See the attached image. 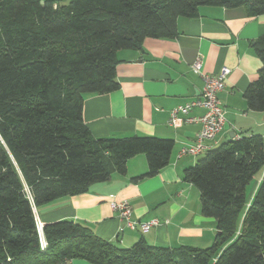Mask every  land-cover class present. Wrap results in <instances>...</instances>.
Instances as JSON below:
<instances>
[{
	"label": "trees",
	"instance_id": "1",
	"mask_svg": "<svg viewBox=\"0 0 264 264\" xmlns=\"http://www.w3.org/2000/svg\"><path fill=\"white\" fill-rule=\"evenodd\" d=\"M203 5L264 14V0H0V264H264V173L248 201L246 192L264 167L259 134L209 148L183 169L199 190L200 213L215 221L207 247L144 238L124 247L72 219L45 223L40 243L34 207L124 174L138 153L147 171L134 179L168 164L172 139L94 138L82 104L118 88V50L175 36L177 18L197 16ZM253 48L261 66L244 96L264 111V34Z\"/></svg>",
	"mask_w": 264,
	"mask_h": 264
},
{
	"label": "crops",
	"instance_id": "2",
	"mask_svg": "<svg viewBox=\"0 0 264 264\" xmlns=\"http://www.w3.org/2000/svg\"><path fill=\"white\" fill-rule=\"evenodd\" d=\"M263 34L264 14L250 16L243 7L203 5L197 16L177 18L175 36L148 37L139 48L118 50V88L86 96L82 120L94 138L145 135L172 139L168 164L153 176L134 179L147 171L146 157L138 153L128 158L124 174L112 171L107 180L92 183L86 192L63 196L36 208L38 219L44 224L76 220L105 240L117 237L124 247L139 238L169 247L209 246L216 233L214 218L200 213L199 190L182 178L183 169L193 165L203 152L179 155L182 147L194 143L200 124L187 122L181 113L170 124L169 113L200 97L203 74L216 75L226 66L229 73L218 93L225 120L205 144L209 149L243 134H259L264 149V111L250 109L244 96L261 66L253 42ZM197 56L202 61L200 73L191 67ZM203 112L202 107L194 106L188 115ZM260 173L257 183L252 182L255 176L248 183L252 186L247 201L264 167ZM122 199L129 202L132 219L155 218L158 224L147 232L128 228L119 231L121 220L110 202ZM72 264L88 263L81 260Z\"/></svg>",
	"mask_w": 264,
	"mask_h": 264
},
{
	"label": "built area",
	"instance_id": "3",
	"mask_svg": "<svg viewBox=\"0 0 264 264\" xmlns=\"http://www.w3.org/2000/svg\"><path fill=\"white\" fill-rule=\"evenodd\" d=\"M201 66V57L197 56L192 62L191 67L195 72L200 73ZM228 73L229 68L224 66L216 75L203 74V86L200 97L170 111L168 119L170 124L174 123L178 119L179 113L186 115L187 122L200 124V130L197 133L194 143L192 145L182 147L179 155H196L206 151L208 147L206 146L205 141L212 139L221 129L225 119L223 114L224 109L219 100L218 93L223 90L225 86L224 80ZM194 106L202 107L204 112L200 115H188L189 111ZM247 205H249V203H247ZM110 207L113 211L117 212V215L121 220L119 231H122L124 228H128L131 230L139 229L141 232H147L152 226L158 224V220L155 218L146 221H137L132 219V209L126 199L112 200L110 202ZM34 213L36 225L41 237L40 243L41 246H44L45 241L42 238V222L38 219L35 207Z\"/></svg>",
	"mask_w": 264,
	"mask_h": 264
},
{
	"label": "rangeland",
	"instance_id": "4",
	"mask_svg": "<svg viewBox=\"0 0 264 264\" xmlns=\"http://www.w3.org/2000/svg\"><path fill=\"white\" fill-rule=\"evenodd\" d=\"M202 156H204V152L203 153H201L200 154V157H202ZM260 176H261V173H258L257 175H255V177L253 178V184H254V182H258V180H259V178H260ZM248 187L246 188L247 189V194H249V192H250V190H251V186H252V184H249V185H247ZM77 261H81V260H77Z\"/></svg>",
	"mask_w": 264,
	"mask_h": 264
},
{
	"label": "water",
	"instance_id": "5",
	"mask_svg": "<svg viewBox=\"0 0 264 264\" xmlns=\"http://www.w3.org/2000/svg\"><path fill=\"white\" fill-rule=\"evenodd\" d=\"M42 2H43V0H41ZM43 225H44V223H42V227H43ZM42 238H43V236H42ZM43 240H44V238H43Z\"/></svg>",
	"mask_w": 264,
	"mask_h": 264
}]
</instances>
